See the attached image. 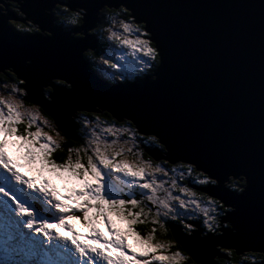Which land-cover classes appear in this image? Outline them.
Masks as SVG:
<instances>
[{
	"label": "snow or ice",
	"instance_id": "snow-or-ice-1",
	"mask_svg": "<svg viewBox=\"0 0 264 264\" xmlns=\"http://www.w3.org/2000/svg\"><path fill=\"white\" fill-rule=\"evenodd\" d=\"M15 3V11L28 20L20 0ZM10 7L0 16L12 24L0 29L14 37L23 63L18 65L16 57L6 53L0 55V86L6 93L0 94V264H231V254L243 250L217 242L207 251L206 241L239 232L254 218L264 237V150L258 165L246 156L223 151H204L202 156L176 163L167 155L173 134L157 112L146 111L144 100L130 99L122 101L118 111L70 108L74 135L61 129L59 118H54L57 135L79 145L68 147L67 157L58 160L55 153L62 145L45 131L33 109L25 108L33 94L40 97L30 101L33 108L44 107L42 101L71 105L76 87L68 76L36 71L34 57L24 53L29 41L55 40L61 31L81 37L89 36V28L92 37L106 32L107 40L118 46L115 59L123 63L102 56L104 65L119 70L105 75L119 80L117 87L144 78L155 89L167 73L161 39L164 22L128 0H87L81 5L55 0L50 6L53 26L48 28L31 20L22 26L16 16H8ZM80 52L85 64L97 55L92 46ZM29 66L32 71L26 70ZM37 78L40 83L34 93ZM10 149L21 152L27 166H38L41 173L78 186L63 194L49 179L38 183L18 168ZM217 189L224 194L217 195ZM109 216L127 221L142 252L131 250ZM69 220L88 225L83 240ZM97 221L104 223L107 236L96 227ZM138 226L145 231H138ZM170 231L171 241L160 239ZM250 251L264 254V248ZM249 262L264 264V256H245L240 264Z\"/></svg>",
	"mask_w": 264,
	"mask_h": 264
},
{
	"label": "water",
	"instance_id": "water-1",
	"mask_svg": "<svg viewBox=\"0 0 264 264\" xmlns=\"http://www.w3.org/2000/svg\"><path fill=\"white\" fill-rule=\"evenodd\" d=\"M86 2L67 0L66 3ZM128 2L142 6L143 12L166 24L161 39L166 48L167 73L162 84L153 89L144 78L128 81L121 87L111 84L79 59L80 49L97 48L92 29H88V37L61 31L55 40L29 41L24 53L34 57L36 71L56 72L73 79L76 82L73 102L68 105L60 100L54 104L42 101L45 106H36L35 111L38 108L52 122L59 118V127L74 135L70 108L103 107L118 111L122 101L142 99L146 111L157 112L173 134L174 141L167 154L170 160L187 161L202 156L204 151H223L246 156L258 165L264 150V0ZM20 3L28 20L10 9L9 17L16 16L22 23L38 21L45 28L53 26L50 6L55 0H40L39 7L36 0H20ZM6 6L8 3L0 0V13ZM10 21L0 16V25H11ZM40 35L46 36V33ZM5 53L6 57H16L18 65L23 63L14 37L5 36L0 29V55ZM26 70L33 69L29 66ZM39 83V78L33 81L34 93ZM39 99L38 94H33L25 105L33 107L30 101ZM259 181L258 172V184ZM196 187L199 190L201 186ZM216 194L224 193L217 189ZM177 233L179 236L178 229ZM217 242L235 246L242 253L264 248L258 218L239 232L207 240V251Z\"/></svg>",
	"mask_w": 264,
	"mask_h": 264
},
{
	"label": "rangeland",
	"instance_id": "rangeland-1",
	"mask_svg": "<svg viewBox=\"0 0 264 264\" xmlns=\"http://www.w3.org/2000/svg\"><path fill=\"white\" fill-rule=\"evenodd\" d=\"M2 1L7 3L5 0H2ZM64 2H67V0H64ZM14 5H16V3H14ZM10 10L14 11V13L18 17H20V14L15 11V8H10ZM104 26L106 27V25H104ZM95 38L97 39L96 50L100 48V39L103 41L101 50L97 53L95 58L93 60H91V62H90V64L94 68L95 73L100 78H104V77L108 78V82H110L111 84H121V82L119 80H116L114 77H110V76L105 75V72H117L119 70L118 69H110L107 65L103 64L102 59H101L102 56H105V57L110 56L111 59L113 60V62L123 63L122 61H117L115 59V57L120 54L119 52L115 51V49L118 46L114 42L107 40V33L106 32H103L101 35L96 36ZM104 44H105V46H104ZM107 45H111V47H107ZM2 87L3 86H0V94H6V93L2 92ZM25 108L33 109V114L36 115L38 122L41 125L45 126V131H48V129L53 131V129H52L53 127L51 126V124L47 120L42 119L43 115H40L42 113L38 108L36 111L32 106L25 105ZM52 136L54 139H56V140L58 139L57 135L54 134ZM10 158H12L14 160V162L17 164L18 168L21 171H23L25 173V175H31L33 178L37 179L38 183H39L40 179H49L50 182L52 183V185L54 187H57L58 191H61L63 194L69 193L74 187L78 186L75 182H71V181L70 182H64L62 180H58L57 178H54V176L52 174H49L47 172L41 173L38 166H27L21 152H16V151L10 149ZM145 159H148V158H145ZM176 163H180V162H176ZM169 167H171V164H169ZM193 175H195V173ZM109 219L112 221L111 226L113 228H115L116 230H118L122 235L125 236L127 244L130 246L132 251L137 252V253H140L143 251V248L140 246V244L136 240V237L131 235V233H129L127 221L121 220L119 217H116V216H109ZM68 223L75 229V231L78 234H80L81 239L83 240L85 238V234L89 231L88 225L82 224L81 222L75 221V220H69ZM96 227H98L100 229V231L103 232L105 236H107L108 233H107L105 226H104V223L102 221H97ZM139 228L140 227H137V230ZM140 230H141V228H140ZM61 231H64V230H61ZM144 231L145 230H142L140 232L142 233ZM64 234L67 235L68 233L64 232ZM167 234H169V232ZM160 239H167V238L165 236H163V237H160ZM255 253L259 254L260 252H255ZM255 253H252V251H248L245 253H240V254L236 253V254H237V256H239V258H238L239 261H241L245 256L255 255ZM260 255L264 256V254H262V253ZM255 257H256V259H258L257 258L258 256L255 255Z\"/></svg>",
	"mask_w": 264,
	"mask_h": 264
},
{
	"label": "trees",
	"instance_id": "trees-1",
	"mask_svg": "<svg viewBox=\"0 0 264 264\" xmlns=\"http://www.w3.org/2000/svg\"><path fill=\"white\" fill-rule=\"evenodd\" d=\"M6 1V0H5ZM10 2H12L11 4H8V6H11L10 8H16V5H14V3H15V1H12V0H10ZM17 23H20L22 26L23 25H26L27 23L26 22H19V21H17ZM10 24H12V21H10ZM102 40L100 39V48L99 49H97L96 51H97V53L101 50V47H102ZM104 46H105V44H104ZM90 66H91V68H93L92 67V65L90 64ZM94 69V68H93ZM42 113V112H41ZM42 115L44 116V118H45V120H47L50 124H51V126H52V124H53V122H52V120L46 115V114H44V113H42ZM111 117H109V119H110ZM102 119H103V117H102ZM53 127V126H52ZM53 129V131H51V130H49L48 129V131H49V133L51 134V135H57V131H56V129L55 128H52ZM62 135V134H61ZM57 140L59 141V143L62 145V149L60 150V151H57L56 153H55V156H56V158L59 160L60 158H66L67 157V155H68V152H67V149H68V147H78L79 145H78V142H74V141H72V140H62L61 138H60V136H58L57 135ZM145 158H148V156L146 155V153H145ZM138 227H140L141 228V230H140V228L138 229L139 231H142V230H145L144 228H143V226H138ZM143 233V232H142ZM173 234H172V232L170 231L169 232V234H167L165 237L169 240V241H171L174 237L172 236ZM173 250H177L176 249V247L174 246V248H173ZM255 255L256 256H258L257 258L258 259H260V258H262V255H260V253L258 254V253H255ZM239 256H237V254L235 253V252H233L232 254H231V264H240V261H239ZM239 261V262H238ZM221 264H225V262H223V261H221ZM249 264H250V262H249Z\"/></svg>",
	"mask_w": 264,
	"mask_h": 264
},
{
	"label": "flooded vegetation",
	"instance_id": "flooded-vegetation-1",
	"mask_svg": "<svg viewBox=\"0 0 264 264\" xmlns=\"http://www.w3.org/2000/svg\"><path fill=\"white\" fill-rule=\"evenodd\" d=\"M12 1H15V0H12ZM6 2L8 3V4H11L12 2H10L9 0H6Z\"/></svg>",
	"mask_w": 264,
	"mask_h": 264
},
{
	"label": "bare ground",
	"instance_id": "bare-ground-1",
	"mask_svg": "<svg viewBox=\"0 0 264 264\" xmlns=\"http://www.w3.org/2000/svg\"><path fill=\"white\" fill-rule=\"evenodd\" d=\"M147 156H149V153L145 152ZM169 157V156H168ZM198 188V187H197ZM198 190V189H197Z\"/></svg>",
	"mask_w": 264,
	"mask_h": 264
}]
</instances>
